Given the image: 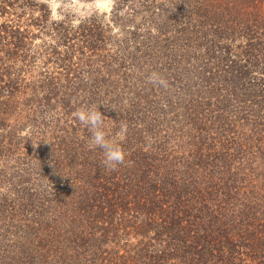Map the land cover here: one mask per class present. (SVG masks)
<instances>
[{"label": "trees", "instance_id": "1", "mask_svg": "<svg viewBox=\"0 0 264 264\" xmlns=\"http://www.w3.org/2000/svg\"><path fill=\"white\" fill-rule=\"evenodd\" d=\"M136 7L113 37L0 0V264H264V0ZM93 106L128 126L116 171Z\"/></svg>", "mask_w": 264, "mask_h": 264}, {"label": "clouds", "instance_id": "2", "mask_svg": "<svg viewBox=\"0 0 264 264\" xmlns=\"http://www.w3.org/2000/svg\"><path fill=\"white\" fill-rule=\"evenodd\" d=\"M40 3L46 5L50 10L49 21L59 22L63 19L60 10L70 12L76 18L73 24L78 25L87 19L92 12L96 15L108 14L116 5V0H39ZM147 83L154 86H166V81L160 74L156 72L150 73L146 77ZM72 116L79 123L88 129L90 137L89 146L102 150L104 159L103 167L116 171V169L125 163V150L120 142L126 139L128 126L121 122L120 130L116 133V139L108 138V134L104 130V116L98 107H82L72 113Z\"/></svg>", "mask_w": 264, "mask_h": 264}, {"label": "rangeland", "instance_id": "3", "mask_svg": "<svg viewBox=\"0 0 264 264\" xmlns=\"http://www.w3.org/2000/svg\"><path fill=\"white\" fill-rule=\"evenodd\" d=\"M37 1L39 2V0ZM136 6L137 0H116V5L110 13L98 16L95 14V12H92L87 19L83 20L81 23L75 26L73 24V20L76 17L70 12H65L63 9H61L60 13L63 16V19L61 21H67V24H69V26H71V28H73L74 30H77L82 24H89V22L91 21H97L99 24H101L104 31H106V34H109L113 37H122L124 34H131V32L136 29H139L138 31L140 34H145L146 32L144 28L136 27H142L143 25L145 26V24H147L146 22H144L142 14H137L135 12L137 10ZM43 34L51 33L45 31V33ZM48 41L52 42L49 37L44 36L35 40V43L36 46H41L44 45V43H47Z\"/></svg>", "mask_w": 264, "mask_h": 264}]
</instances>
